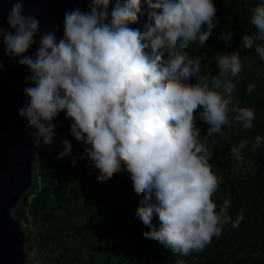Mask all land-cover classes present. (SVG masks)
<instances>
[{
  "label": "clouds",
  "instance_id": "obj_1",
  "mask_svg": "<svg viewBox=\"0 0 264 264\" xmlns=\"http://www.w3.org/2000/svg\"><path fill=\"white\" fill-rule=\"evenodd\" d=\"M142 2L150 8L149 20L143 30L130 28ZM112 3L91 0L88 12L65 10L58 40V26L41 31L40 19L26 14L23 0H13L0 42L5 56L29 70L19 115L39 148L53 143L54 121L64 112L71 135L85 146L79 159L91 160L98 181L110 179L122 162L129 166L135 187L144 191L135 209L150 228L144 237L174 255L202 252L227 226L238 228L244 220L243 211L233 219L231 199L219 206L213 200L224 177L210 163L217 135L227 138L226 127L251 129L256 119L255 108L241 106L235 95L244 63L239 51L217 53L211 60L219 72L213 75L201 71L203 54H189L191 45H206L218 22L215 0H115L110 8ZM251 24L257 31L243 35V46L255 43L264 60V43H258L264 42V0L252 9ZM37 35L39 45L29 54ZM0 71H7L3 59ZM254 88L249 83L247 93ZM198 120L209 125L203 137ZM63 145L59 158L73 152L69 140ZM261 145L264 135L233 144L235 170L248 162L243 150L256 153ZM157 214L159 227L152 222ZM9 215L15 218L16 209Z\"/></svg>",
  "mask_w": 264,
  "mask_h": 264
},
{
  "label": "trees",
  "instance_id": "obj_2",
  "mask_svg": "<svg viewBox=\"0 0 264 264\" xmlns=\"http://www.w3.org/2000/svg\"><path fill=\"white\" fill-rule=\"evenodd\" d=\"M259 2L215 0L218 22L206 45L194 44L188 49L191 57L203 54L202 73L218 74V64L211 60L217 53L239 51L245 66L235 95L241 106L255 108L253 127H226L227 138L217 135L211 141L212 137H208L214 148L210 163L224 177L213 200L219 206L224 199H231L233 219L243 211L239 227L227 226L204 251L189 256L174 255L159 241L145 238L143 233L150 228L135 211L144 191L135 187L129 166L122 162L110 179L98 181L99 173L91 160L79 159L85 146L71 135L72 121L61 112L53 143L38 148L33 185L17 209L28 236L29 251L37 250L42 264H177L180 260L185 264H264V145L256 153L243 150L248 162L239 171L235 170L238 162L230 148L241 139L252 141L256 135H264V60L256 54L255 43L247 48L242 41L246 32L257 31L251 24V15ZM114 3L115 0L109 7ZM149 11L147 3L142 2L138 21L129 27L143 30ZM229 33L232 38L225 41L221 34ZM168 51L164 46L163 55ZM190 82L195 83L196 78ZM249 83L255 84L251 94L246 91ZM197 126L205 136L209 125L198 120ZM65 139L72 143L73 152L59 158ZM73 156L77 157L75 165ZM152 222L159 227L158 214Z\"/></svg>",
  "mask_w": 264,
  "mask_h": 264
},
{
  "label": "water",
  "instance_id": "obj_3",
  "mask_svg": "<svg viewBox=\"0 0 264 264\" xmlns=\"http://www.w3.org/2000/svg\"><path fill=\"white\" fill-rule=\"evenodd\" d=\"M13 0H0V26L7 27L6 16ZM25 12L36 15L45 28L59 27L57 39L64 35L65 10L79 7L88 12L91 0H23ZM30 49L35 54L39 45ZM0 59L7 71H0V264H27L29 261V241L21 219L17 215L25 193L33 185L34 160L38 148L33 145L26 121L19 115V108L25 102V76L29 74L26 66L5 56L0 42ZM58 119V118H57ZM57 119L54 121L55 125ZM16 209V217L9 210Z\"/></svg>",
  "mask_w": 264,
  "mask_h": 264
},
{
  "label": "built area",
  "instance_id": "obj_4",
  "mask_svg": "<svg viewBox=\"0 0 264 264\" xmlns=\"http://www.w3.org/2000/svg\"><path fill=\"white\" fill-rule=\"evenodd\" d=\"M27 264H42L37 250L29 251V261Z\"/></svg>",
  "mask_w": 264,
  "mask_h": 264
}]
</instances>
